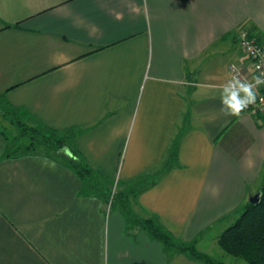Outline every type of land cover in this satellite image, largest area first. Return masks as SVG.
<instances>
[{
	"label": "crops",
	"instance_id": "0c3cea01",
	"mask_svg": "<svg viewBox=\"0 0 264 264\" xmlns=\"http://www.w3.org/2000/svg\"><path fill=\"white\" fill-rule=\"evenodd\" d=\"M242 31L264 44V0H0V94L73 131L63 152L19 157L0 133V264H208L97 190L135 191V215L210 255L205 234L264 182V114L220 111L232 64L259 77Z\"/></svg>",
	"mask_w": 264,
	"mask_h": 264
},
{
	"label": "trees",
	"instance_id": "16d2710c",
	"mask_svg": "<svg viewBox=\"0 0 264 264\" xmlns=\"http://www.w3.org/2000/svg\"><path fill=\"white\" fill-rule=\"evenodd\" d=\"M11 27V25H4L3 29ZM243 32H245L249 38H255L257 42L261 43L257 37H254L246 31H242L241 33ZM242 51L248 57L243 48ZM248 59L250 60L249 57ZM8 107L9 104L6 102L5 95L0 94V117L19 128V134L12 138L0 128V133L5 137L8 143L7 156L19 157L42 152H63L73 133L71 129L68 131H60L45 125L29 124L23 119L17 118ZM253 114L257 115L260 113ZM70 160L71 166L76 170L78 175L87 180L88 187L89 180L92 178L90 169L85 167L81 160L76 157ZM96 185L98 186L97 183ZM90 190L89 188L85 191ZM97 191L102 192L105 200L111 205H118L127 218L132 219L136 225L147 231L153 238L160 240L168 246L173 247L177 245L180 252L188 254L193 259L208 264H228L211 257L207 253L199 251L192 243L187 245L175 244L172 237L166 233L157 218L135 215L129 205V199L135 191L120 192L115 189L112 191L98 189ZM258 192L261 193L259 202H245L238 211L234 223L226 228L218 239V245L226 254L244 260L247 264H264V182Z\"/></svg>",
	"mask_w": 264,
	"mask_h": 264
},
{
	"label": "clouds",
	"instance_id": "9594fccd",
	"mask_svg": "<svg viewBox=\"0 0 264 264\" xmlns=\"http://www.w3.org/2000/svg\"><path fill=\"white\" fill-rule=\"evenodd\" d=\"M262 77L264 73L261 77H255L252 82L241 80L238 76L229 79L221 89V113L224 116L242 119L246 109L255 105L258 98L264 102V97H258V88L264 84Z\"/></svg>",
	"mask_w": 264,
	"mask_h": 264
},
{
	"label": "rangeland",
	"instance_id": "374dc122",
	"mask_svg": "<svg viewBox=\"0 0 264 264\" xmlns=\"http://www.w3.org/2000/svg\"><path fill=\"white\" fill-rule=\"evenodd\" d=\"M0 128L2 130H4L8 136L10 138L17 136L19 133V128L14 126L13 124L9 123L8 121H6L4 118L0 117ZM115 186V190H118L120 188V186L118 187V183H116ZM260 186V183H257L255 187H252V190L250 192H252L251 194H249L247 196L246 201H249L250 197L252 195H254L255 193H257L259 191L258 187ZM102 188V187H101ZM242 205H239L237 207L234 208V211L232 213V215H230V217L235 218L238 215V211L241 209ZM233 220V219H231ZM225 226H220L221 228H227L229 224V222H225L223 223ZM228 225V226H227ZM220 227L219 225L214 226L213 229H211L210 231H208L205 234V241L200 245V249L203 251H206L208 253H210L211 256L225 262L228 264H247L244 260H241L239 258H235L234 256L228 255L226 254L221 248L220 246L215 242L214 237L215 235L218 234V232H220Z\"/></svg>",
	"mask_w": 264,
	"mask_h": 264
},
{
	"label": "built area",
	"instance_id": "2783aa9c",
	"mask_svg": "<svg viewBox=\"0 0 264 264\" xmlns=\"http://www.w3.org/2000/svg\"><path fill=\"white\" fill-rule=\"evenodd\" d=\"M240 45L252 61L254 71L259 77H261L262 73H264V45L257 42L255 38H249L245 32L241 33ZM230 70L231 79L234 76H238L241 80L252 82L249 81L242 68H240L238 65L232 64L230 66ZM258 97H264V94L258 92ZM247 110L252 113L264 114V102H261L258 98L257 103L255 105L249 106Z\"/></svg>",
	"mask_w": 264,
	"mask_h": 264
},
{
	"label": "water",
	"instance_id": "95a60500",
	"mask_svg": "<svg viewBox=\"0 0 264 264\" xmlns=\"http://www.w3.org/2000/svg\"><path fill=\"white\" fill-rule=\"evenodd\" d=\"M260 194H261L260 192L255 193L254 195H252L250 197L249 201L251 203H258L259 202V199H260Z\"/></svg>",
	"mask_w": 264,
	"mask_h": 264
}]
</instances>
